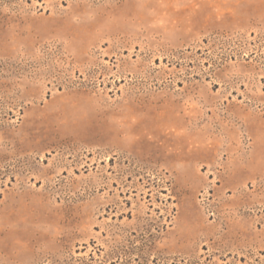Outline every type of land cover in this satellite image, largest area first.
I'll return each mask as SVG.
<instances>
[{"label":"rangeland","instance_id":"374dc122","mask_svg":"<svg viewBox=\"0 0 264 264\" xmlns=\"http://www.w3.org/2000/svg\"><path fill=\"white\" fill-rule=\"evenodd\" d=\"M0 264H264V0H0Z\"/></svg>","mask_w":264,"mask_h":264}]
</instances>
